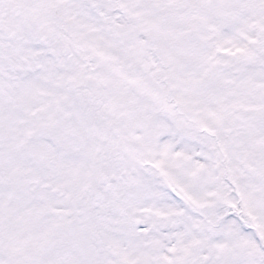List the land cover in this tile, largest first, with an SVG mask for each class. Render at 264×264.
Masks as SVG:
<instances>
[{
	"label": "snow or ice",
	"instance_id": "obj_1",
	"mask_svg": "<svg viewBox=\"0 0 264 264\" xmlns=\"http://www.w3.org/2000/svg\"><path fill=\"white\" fill-rule=\"evenodd\" d=\"M0 264H264V0H0Z\"/></svg>",
	"mask_w": 264,
	"mask_h": 264
}]
</instances>
